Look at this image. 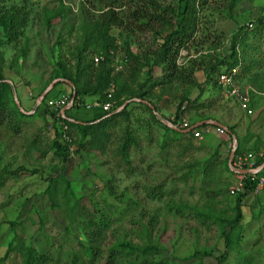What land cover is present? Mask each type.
<instances>
[{"label":"rangeland","instance_id":"obj_1","mask_svg":"<svg viewBox=\"0 0 264 264\" xmlns=\"http://www.w3.org/2000/svg\"><path fill=\"white\" fill-rule=\"evenodd\" d=\"M197 1L195 31L191 41L179 48L175 59L180 67H187L192 62L202 63L200 67L214 63L228 54L230 39L238 27L247 25L252 29L257 19L264 18V0H240L228 11L224 9L225 0ZM81 5L90 9L93 15L105 11L100 3H94L92 11L85 0H0V8L12 6L27 15L25 26L19 30L20 36L0 47L3 59L1 73L14 89L11 101L16 106L17 88L26 89L33 96V101L38 102L45 92V101L56 93L72 94L68 85L59 83L53 76L56 62H64L66 67L74 64L70 54L77 45L78 34L72 24L78 23ZM60 6L64 8V12H60L63 14L62 25L54 22L50 28L44 27V11L57 12ZM120 31L115 28L110 31L117 49L111 52L108 60L112 72H121L124 77L128 59L122 46L124 35ZM57 35H60V42L55 45ZM0 39L4 42L1 30ZM133 39L145 47L139 49L137 44L130 43L129 49L133 54L156 50L148 31L140 32ZM257 46L259 52L247 51L249 57L261 59L258 69H253L250 77L257 75L260 79L258 84L264 87V44ZM232 69L237 80L248 83L249 78L241 76L238 67L225 71ZM154 71L155 80H158L161 76L159 69ZM216 76L214 73L212 78ZM193 79L198 84L200 80L203 82V71H195ZM206 86L198 102L182 104L184 113L181 116L192 123L202 117L226 120V116L232 115L234 122L241 123L236 103L220 97L215 99ZM114 90L113 83L106 88L109 94ZM147 90L151 95L149 102L157 108L162 124L152 122L147 112L133 104L128 108L129 118L116 119L114 126L108 129L109 136L102 151L76 152L80 136L70 131L67 162L63 165L50 147L53 136L48 129L50 115L46 113L45 101L36 106L34 116L16 115L11 110L10 115L0 120V256L9 240L16 235L19 239L17 247L31 244L36 253L45 258L44 264H217L216 259L224 250L218 237L219 226L211 221L216 216H233L234 198L225 195L229 176L220 171L215 162H203L202 156L206 154L216 156L214 150L206 151L191 138L188 142L186 136L174 139L164 128L167 121H172L180 97L187 91V99H194L200 92L199 87L188 91L176 83H169L162 87L151 85ZM93 101V98L84 97L78 107ZM126 102L129 104L130 101ZM131 102L136 103L137 100ZM201 102L204 103L202 107ZM30 103L23 98L19 101L23 109ZM208 104L211 106L207 109ZM250 107V116L256 114L258 119L253 118L249 125L260 129L259 135L263 136L264 88L255 89ZM87 110H71L69 114L83 118ZM16 121L19 123L17 129ZM40 124L44 125L41 133ZM127 144L126 157H123L119 149ZM213 167L215 170L212 171ZM18 168L27 172H20ZM56 174L69 182V189L77 200L72 213L62 205L60 192L53 201L44 194L46 186L41 178ZM61 189L63 185L57 184L56 194ZM158 193L160 197L156 196ZM54 201L59 203L56 208L51 205ZM197 214L205 215V218ZM241 215L240 250L237 254L228 252L226 262L221 264H264L262 215L256 228L245 226L246 214L243 212ZM101 221H104L103 228ZM10 223L14 224L13 227ZM91 231H96L99 236L91 234ZM90 239L97 240V243L90 244ZM150 241H155L158 249L145 261H141L136 253L106 260L108 249L117 248L123 242L143 247ZM89 245L100 249L91 260L84 254ZM199 249L209 251L210 255L192 257V253ZM15 254L18 255L16 250L4 264H19L20 258Z\"/></svg>","mask_w":264,"mask_h":264},{"label":"trees","instance_id":"obj_2","mask_svg":"<svg viewBox=\"0 0 264 264\" xmlns=\"http://www.w3.org/2000/svg\"><path fill=\"white\" fill-rule=\"evenodd\" d=\"M85 0L88 6L94 11V3H100L101 7L105 11H100L97 15L90 13V9L87 10L80 6L78 23H73L75 26L76 35L78 34L77 45L74 46L70 58L73 59V65L66 67L64 62H56V70L54 72V78L57 80L61 79L68 85L71 91L74 93V98L71 107L63 112L62 117L58 120H53V113L46 110L52 119V136L50 147L53 149V155L60 159V163L63 165L67 162V151L68 142L60 140V129L57 126L58 122H62L66 125V136L71 140L70 131H73L80 136L77 141L76 152L97 150L102 151L105 148L106 141L109 133L108 129L114 126L116 119L129 118L128 112L129 106L136 104L138 109L143 112H147L150 116V120L155 123L162 124L160 121V115L157 113V108L149 102L150 93L147 88L151 85H160L161 87L169 84L176 83L182 87L193 89L199 87V94L192 100L187 99L189 92L186 91L183 97H180L176 111L172 121H167L171 125H174L181 114L184 113L181 110L183 103L194 104L201 99L203 92L205 91V85L211 90L219 92L216 86L215 79L212 78L214 73L217 75L225 70H229L233 67L239 68V74L241 76L248 77L247 85L257 90H262L264 87L258 84L260 79L257 75L250 77L251 71L255 68L258 69L261 59L249 57L248 50L251 52H259L258 44H264V18L257 19L252 29H248L247 25L238 27L236 33H234L230 39V46L226 52L227 55H223L214 63L198 64L192 62L187 67H180L176 65L175 59L178 54L179 48L185 43L190 42L192 33L195 31L194 20L196 18V0ZM164 1V2H161ZM201 1V0H198ZM197 1V2H198ZM240 0H225L224 9L225 11L230 10L231 6L238 3ZM44 19V27L50 28L54 22L61 23L64 8L59 7L57 12H46ZM61 12V13H60ZM21 9L0 8V30L5 36L4 42L0 39V47L5 43H10L20 36L19 30L25 26L27 17ZM64 26V25H63ZM61 26V28L63 27ZM252 26V25H251ZM71 28V27H70ZM115 28L121 30L120 32L124 35V42L122 44L123 51L126 55L127 60V73L123 77V73H113L111 63L108 60L111 57V52L116 51L117 46L115 43V37L110 33L111 29ZM142 31H148L151 36V42L156 45V50H145L141 54H133L129 49V44H137L139 49H143L142 45L135 42L133 39L135 35ZM60 35L54 40L55 45H58ZM251 41V42H250ZM256 43H258L256 45ZM150 47V46H148ZM239 50V51H238ZM94 57H100L101 59L93 63ZM263 56V54H262ZM2 55L0 53V67L2 65ZM132 63V64H130ZM241 63V65H240ZM158 68L160 78L155 80L154 70ZM143 69H146L144 72ZM203 71L204 81L200 84L196 83L193 79V73L195 71ZM154 71V72H153ZM143 72V73H142ZM255 76V77H254ZM141 80V81H139ZM247 82V81H246ZM113 83L115 90L110 94L111 98L107 99L106 88L108 85ZM13 87L6 79L2 76L0 68V120L5 115L13 110L16 115H21L18 107L12 103L11 95L13 93ZM148 91V92H147ZM188 93V94H187ZM84 97L93 98L98 102H112V107L109 111H102L100 108H92L87 110L86 114L79 117L69 114L71 110H85L84 105L78 104L82 102ZM46 96L43 97L40 105L44 103ZM131 100H137L136 103ZM126 101H130L129 104L123 106L122 104ZM201 102V107L203 106ZM209 104L206 105L208 109ZM198 107V106H197ZM200 107V106H199ZM198 107V108H199ZM119 110L115 112L116 109ZM184 108V107H183ZM18 110V111H17ZM12 113V112H11ZM85 116V117H84ZM211 119L209 116L202 117L201 120ZM198 120L192 122L193 124ZM1 122V121H0ZM18 122L16 121L15 128L17 129ZM165 131L172 134L174 139H178L182 136L188 137L189 134H181L177 131L169 129L164 126ZM232 132V129L229 128ZM192 139V138H191ZM127 146H122L119 149L120 154L126 157ZM235 153L237 151L235 150ZM261 162H264V156ZM225 165L223 164V167ZM20 172H24L25 169L18 168ZM16 172V171H15ZM27 172V171H25ZM31 174L36 173L35 171H29ZM264 172V168L263 171ZM15 174V173H14ZM41 181L45 183L44 194L50 201L56 196H59L62 205L71 212L77 205V200L74 199L73 193L69 189V182L64 180L62 175L56 174L53 177L41 178ZM63 185V189L57 190L56 185ZM248 188V187H247ZM56 191V192H55ZM248 189L245 193L235 197V206L233 207V216L231 218L225 217H214L212 223H217L219 228L218 237L222 241L224 252L216 259L217 264L226 262L228 258V252L238 253L240 250V239H241V224L242 219L240 211V202L243 197L246 196ZM161 194H157L160 197ZM53 207H58L59 203L51 202ZM198 215V214H197ZM102 216V215H101ZM199 217L201 215H198ZM198 217V218H199ZM203 217V216H201ZM205 218V215L204 217ZM200 219V218H199ZM13 227V223H10ZM87 224L92 225L90 222ZM104 225V221L100 223ZM96 237L99 234L96 231H91ZM19 242L18 237L15 235L7 243L4 253L0 256V264H4L10 254L17 251L20 258L19 264H44L45 258L36 253V250L29 246L20 245L17 247L16 242ZM97 240L90 239V244ZM149 245L138 247L129 245L125 242L121 243L117 248L108 249L106 252V260L116 259V256L127 257L130 254L136 253L140 256V260L145 261L149 254L157 251L158 244L155 241L148 242ZM85 256L88 260L94 259L100 252V249L96 246L89 245L85 249ZM198 255L209 256L210 252L204 249L195 250L192 253V257ZM135 262V258H132ZM112 263V262H110ZM109 263V264H110ZM141 263V262H140ZM142 264V263H141Z\"/></svg>","mask_w":264,"mask_h":264},{"label":"built area","instance_id":"obj_3","mask_svg":"<svg viewBox=\"0 0 264 264\" xmlns=\"http://www.w3.org/2000/svg\"><path fill=\"white\" fill-rule=\"evenodd\" d=\"M100 59V57H94L93 62L96 63ZM234 74V69L219 73L215 78L216 86L224 99L234 101L243 114L250 116L252 113L250 107V94L253 93V90L249 85L237 80ZM106 98H111L109 93ZM71 105V94L68 95L65 93L50 97L45 101V106L53 113V120H58L59 117H62L63 110L70 108ZM111 107L112 102L109 101L103 103L93 101L85 105L86 109L100 108L102 111H109ZM118 110L119 108L116 109L115 112ZM52 123L51 116H49V130L52 129ZM57 126L60 129V140L68 142L69 139L65 134L67 130L66 125L62 122H58ZM172 126L178 130H188L190 137L196 141L200 140L203 134H207L211 131L217 135L224 134L223 128L216 126L213 121L192 124L183 116H180ZM262 159V152H242L233 154L228 167L233 180L226 188V193L229 197H238L244 194L246 189H248L246 195L255 196L259 191L264 189V172H262L264 165L260 163Z\"/></svg>","mask_w":264,"mask_h":264},{"label":"crops","instance_id":"obj_4","mask_svg":"<svg viewBox=\"0 0 264 264\" xmlns=\"http://www.w3.org/2000/svg\"><path fill=\"white\" fill-rule=\"evenodd\" d=\"M57 81H61V80L58 79ZM61 82H63V81H61ZM198 82L202 83L201 80ZM252 90H253V93L250 94V99H251V96L253 94H255V89L252 88ZM210 91L213 92L212 93L213 96L214 95L216 96V97L214 96L215 99L217 97L224 99L220 95V93L218 91H216V89L210 90ZM18 93H20V96H18ZM58 94L56 93V95H54L52 97H55ZM60 94H62V93H60ZM13 95H14V92H13ZM15 95H16V99L18 101V103H17L18 110L21 113V115H23L24 117L25 116H28V117L34 116L35 110L37 111L36 106L40 103V101L39 102H38V100L33 101V96L29 92L27 93L26 89L22 90V88H17L15 90ZM45 95H46V92H45L44 96ZM21 98L31 101V103L28 104L27 108H25V109L21 108V106L19 105V101ZM204 98H206V97H204ZM224 100H226V99H224ZM232 102L235 103L234 101H232ZM68 109H65L63 111H66ZM237 111H236V113L238 115L239 121L241 119V123H239V124L234 122V118L231 114H230L231 117L226 116V118H227L226 120H223V118L218 119L216 117V118H211L208 120H198L197 122H195V123H201L204 121H213L214 123H218L227 129V131H225V129L223 127H221L224 130L223 135H217L213 131H211L207 134H203L202 138L200 140H198V141L194 140L196 143L201 144L204 150H206V151L214 150V152H216V156H210L208 154L202 156L203 162L208 163V164L215 162L216 165L219 166L220 171L225 173V175L229 176L227 186L233 180L232 174L230 173L229 168H228V159H229V155H230L231 151H234V154L247 152V151L248 152H262L263 156H264V135L260 136L259 135L260 129L257 130L255 127H253V126L251 127L249 125L251 120L256 117V114H255V116L251 117V116H246L245 114H243L238 108H237ZM62 115H63V113H62ZM256 119H258V116L256 117ZM43 127H44V125L40 124V128H39L41 130L40 133L43 132ZM229 128L232 129V132L229 131ZM235 150L237 151V153H235ZM260 163H261V165H264V162H260ZM223 164L225 165L224 167H223ZM210 166H212V164ZM214 167H215V165H214ZM214 167H213V169H211L212 171L215 170ZM227 186H226V188H227ZM225 195H226V197L231 198L227 195L226 191H225ZM233 200L235 201V198ZM240 211H241V213L245 212V214H246V215H244V216H246V218H245V221L243 223L245 226L250 227V228L258 227L260 225L259 218L261 215H262L261 217L264 220V189L259 191V193L255 196L246 195L245 197H243L241 199V202H240ZM241 227H242V225H241Z\"/></svg>","mask_w":264,"mask_h":264},{"label":"water","instance_id":"obj_5","mask_svg":"<svg viewBox=\"0 0 264 264\" xmlns=\"http://www.w3.org/2000/svg\"><path fill=\"white\" fill-rule=\"evenodd\" d=\"M54 82H56V81H54ZM53 82V83H54ZM52 83V84H53ZM44 94L45 93H43L42 95H40V98H39V101H41L42 99H43V96H44ZM73 98H74V93L72 92V94H71V103L73 102ZM127 104V102H125L124 104H123V106H125ZM17 107H18V105H17ZM64 112V111H63ZM62 112V113H63ZM216 126H218V127H223V126H221L220 124H218V123H214ZM166 125H167V127L169 128V129H172V130H174V131H177V132H179V133H181V134H187L188 133V130H184V131H182V130H178V129H176V128H174L169 122H166ZM224 129H225V131H227V129L225 128V127H223ZM233 154H234V151H231L230 152V155H229V159H228V167H229V165H230V162H231V159H232V157H233Z\"/></svg>","mask_w":264,"mask_h":264}]
</instances>
